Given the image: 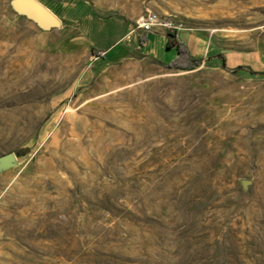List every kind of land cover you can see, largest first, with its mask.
Here are the masks:
<instances>
[{
  "label": "rangeland",
  "instance_id": "1",
  "mask_svg": "<svg viewBox=\"0 0 264 264\" xmlns=\"http://www.w3.org/2000/svg\"><path fill=\"white\" fill-rule=\"evenodd\" d=\"M15 1L0 264H264V0H37L59 25ZM147 9L202 42L197 65L143 47Z\"/></svg>",
  "mask_w": 264,
  "mask_h": 264
},
{
  "label": "crops",
  "instance_id": "2",
  "mask_svg": "<svg viewBox=\"0 0 264 264\" xmlns=\"http://www.w3.org/2000/svg\"><path fill=\"white\" fill-rule=\"evenodd\" d=\"M82 22H99V21L91 17L90 18L85 17V19H83ZM108 22H124V21L110 20ZM125 25L127 26V24ZM129 30H130L129 26H127L125 35L128 33ZM178 39L184 41L187 44L188 52L190 56H195L197 58L200 57V54L202 53V48H203L202 42L200 40H197L196 38H192L190 36H187V37L181 36V37H178ZM144 42L145 44L143 45V47L146 48V50L150 52L157 59H158V56L161 55L163 50L165 49L174 50L173 55L168 59H165V56L161 55L163 57L161 61L163 62H168L170 59L174 58L178 54L176 47L174 46L171 48L166 47L167 35L164 32H161L160 30H155L153 32L148 33L146 36V40ZM108 48H110V46Z\"/></svg>",
  "mask_w": 264,
  "mask_h": 264
},
{
  "label": "built area",
  "instance_id": "3",
  "mask_svg": "<svg viewBox=\"0 0 264 264\" xmlns=\"http://www.w3.org/2000/svg\"><path fill=\"white\" fill-rule=\"evenodd\" d=\"M183 27L184 24L181 20L147 9L135 19L133 30L147 31V34L155 30H160L166 35L168 32H175L177 36L178 31L183 29Z\"/></svg>",
  "mask_w": 264,
  "mask_h": 264
},
{
  "label": "trees",
  "instance_id": "4",
  "mask_svg": "<svg viewBox=\"0 0 264 264\" xmlns=\"http://www.w3.org/2000/svg\"><path fill=\"white\" fill-rule=\"evenodd\" d=\"M173 46L176 47L178 54L167 62V66L190 68L199 63L198 58L190 56L187 44L178 39L175 32H168L166 47L171 48Z\"/></svg>",
  "mask_w": 264,
  "mask_h": 264
},
{
  "label": "water",
  "instance_id": "5",
  "mask_svg": "<svg viewBox=\"0 0 264 264\" xmlns=\"http://www.w3.org/2000/svg\"><path fill=\"white\" fill-rule=\"evenodd\" d=\"M15 4L21 10L26 11L33 18H35L36 20H38L39 22H41V23H43L45 25H59V23H60L59 18L53 12H51L46 6H44L43 4H41L37 0H31V4H34V5L38 6V9L40 10V15H41V16H38V17L34 16L33 14H31V12L28 9L23 7L21 5V0H16ZM11 158H12V155L8 154L7 156L4 157V161H8Z\"/></svg>",
  "mask_w": 264,
  "mask_h": 264
},
{
  "label": "bare ground",
  "instance_id": "6",
  "mask_svg": "<svg viewBox=\"0 0 264 264\" xmlns=\"http://www.w3.org/2000/svg\"><path fill=\"white\" fill-rule=\"evenodd\" d=\"M21 5L28 9L34 16H41L37 5L31 4V0H21Z\"/></svg>",
  "mask_w": 264,
  "mask_h": 264
}]
</instances>
